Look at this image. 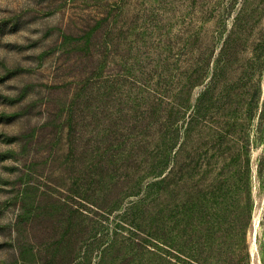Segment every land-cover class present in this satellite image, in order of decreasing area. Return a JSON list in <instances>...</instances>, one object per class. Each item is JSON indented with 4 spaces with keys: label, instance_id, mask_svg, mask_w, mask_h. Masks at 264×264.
<instances>
[{
    "label": "rangeland",
    "instance_id": "rangeland-1",
    "mask_svg": "<svg viewBox=\"0 0 264 264\" xmlns=\"http://www.w3.org/2000/svg\"><path fill=\"white\" fill-rule=\"evenodd\" d=\"M148 185L140 264H264V0H0V264H120Z\"/></svg>",
    "mask_w": 264,
    "mask_h": 264
},
{
    "label": "trees",
    "instance_id": "trees-1",
    "mask_svg": "<svg viewBox=\"0 0 264 264\" xmlns=\"http://www.w3.org/2000/svg\"><path fill=\"white\" fill-rule=\"evenodd\" d=\"M92 35V34H91ZM179 151L180 148L176 149L173 156L169 160L171 163L170 165V171H169V177H168V185H172L173 187L177 188L179 187V182L181 180V162L179 157ZM127 152V151H125ZM133 153V149H130L127 154H123V156H127ZM122 155V154H121ZM166 157L162 155L160 157V153L158 154V161L157 165L161 166L164 164ZM135 187H139L141 180L135 181ZM162 187L158 186V190H161ZM149 193H150V187L149 185L145 187L144 196L142 195L139 200L132 202L129 206L125 207L123 212L119 214V220L120 223L123 225H126L128 227V238H125L123 243H120L117 238H113L111 241H109L104 246V253H111L112 255V261L117 259V261L120 262V264H140L145 263L146 254L150 252L148 250L147 242L148 238L150 236L149 234V224L147 215L150 216L149 212V204L147 201L149 200ZM140 193H134V195H139ZM113 208H110L103 205L102 212L103 215H110L113 212H116L118 206L116 205L111 206ZM99 209V208H97ZM117 236V235H116ZM97 242V239H92L88 247H93L95 243ZM119 248H122L121 250ZM124 250V251H123ZM123 254L121 255V253ZM102 264H106V260L104 257L100 260Z\"/></svg>",
    "mask_w": 264,
    "mask_h": 264
}]
</instances>
